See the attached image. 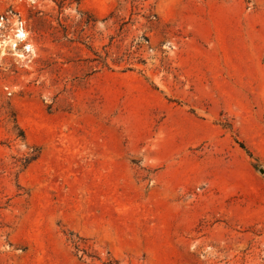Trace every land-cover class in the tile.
<instances>
[{"label": "rangeland", "instance_id": "rangeland-1", "mask_svg": "<svg viewBox=\"0 0 264 264\" xmlns=\"http://www.w3.org/2000/svg\"><path fill=\"white\" fill-rule=\"evenodd\" d=\"M0 264H264V0H0Z\"/></svg>", "mask_w": 264, "mask_h": 264}, {"label": "bare ground", "instance_id": "bare-ground-1", "mask_svg": "<svg viewBox=\"0 0 264 264\" xmlns=\"http://www.w3.org/2000/svg\"><path fill=\"white\" fill-rule=\"evenodd\" d=\"M24 35H25L24 32H22L21 30L18 31V34H17L18 37H23Z\"/></svg>", "mask_w": 264, "mask_h": 264}, {"label": "trees", "instance_id": "trees-1", "mask_svg": "<svg viewBox=\"0 0 264 264\" xmlns=\"http://www.w3.org/2000/svg\"><path fill=\"white\" fill-rule=\"evenodd\" d=\"M242 147H244V145H241Z\"/></svg>", "mask_w": 264, "mask_h": 264}]
</instances>
